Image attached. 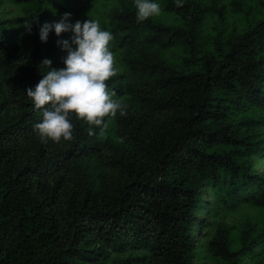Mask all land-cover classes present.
Instances as JSON below:
<instances>
[{"label":"trees","instance_id":"trees-1","mask_svg":"<svg viewBox=\"0 0 264 264\" xmlns=\"http://www.w3.org/2000/svg\"><path fill=\"white\" fill-rule=\"evenodd\" d=\"M100 2L125 115H73L72 140L41 142L24 90L43 58L63 67L71 33L39 27ZM159 2L173 20L137 21L134 0H0L16 13L0 15V264H264V0ZM242 207L256 216L222 220ZM198 213L216 227L202 243Z\"/></svg>","mask_w":264,"mask_h":264},{"label":"clouds","instance_id":"clouds-1","mask_svg":"<svg viewBox=\"0 0 264 264\" xmlns=\"http://www.w3.org/2000/svg\"><path fill=\"white\" fill-rule=\"evenodd\" d=\"M182 0H177L180 6ZM137 21H145L162 12L159 0H134ZM71 13H63L58 20L44 22L39 27V39L47 42L49 33L60 37L70 32L69 39L57 41L65 53L63 67H52V60L43 58L39 66L44 71L38 82L24 90L33 108L41 117L33 124L41 142L74 138L72 116L89 125H105L106 116L125 115L126 104L110 90L106 81L116 75L115 57L110 49L113 33L102 28L98 19L70 20ZM32 24L26 26L30 32Z\"/></svg>","mask_w":264,"mask_h":264},{"label":"rangeland","instance_id":"rangeland-1","mask_svg":"<svg viewBox=\"0 0 264 264\" xmlns=\"http://www.w3.org/2000/svg\"><path fill=\"white\" fill-rule=\"evenodd\" d=\"M80 4V3H79ZM83 5H85L84 3H82ZM91 10V9H90ZM107 10V7L103 5L102 2L99 3V5L96 7V9H92V11L87 15L88 17H96L98 16V14L100 12H103ZM15 13V7L9 4H3L1 7V11H0V15L1 16H7V17H11L14 16ZM158 17H161L163 19H167V20H173V17H166L165 15H163L162 13L160 15H158ZM213 23V18H209L208 19V27L211 26V24ZM169 55L173 58L172 60L176 61L179 59V56L181 55V51L178 49H172L169 51V53H167L166 58L169 57ZM115 57V56H114ZM114 66L117 69V72H120L122 70L120 63L118 62L117 58L115 57V62H114ZM263 168L262 164H258L256 165V169H258V171L260 172ZM207 200L209 201H213V199L211 198V196L209 195V193L206 196ZM246 207H242V209H240L239 211L236 212V214H232V216H228L225 218H222V220H224V222L229 225V226H235L238 227L239 224L242 223V221L246 218V215L249 216L251 219L254 218V216H256V211L254 209H245ZM200 219H201V225L198 228V231L195 235V241L194 243H202L207 237H210L215 231H216V227L215 225H211L209 223H211V220L207 214H199Z\"/></svg>","mask_w":264,"mask_h":264}]
</instances>
